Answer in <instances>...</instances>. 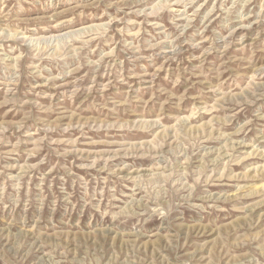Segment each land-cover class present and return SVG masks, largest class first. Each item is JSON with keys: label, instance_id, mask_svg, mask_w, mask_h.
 Masks as SVG:
<instances>
[{"label": "rangeland", "instance_id": "rangeland-1", "mask_svg": "<svg viewBox=\"0 0 264 264\" xmlns=\"http://www.w3.org/2000/svg\"><path fill=\"white\" fill-rule=\"evenodd\" d=\"M0 264H264V0H0Z\"/></svg>", "mask_w": 264, "mask_h": 264}]
</instances>
